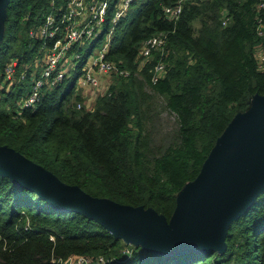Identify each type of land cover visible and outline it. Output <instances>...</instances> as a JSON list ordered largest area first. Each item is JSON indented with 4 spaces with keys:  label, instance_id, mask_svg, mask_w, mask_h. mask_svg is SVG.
<instances>
[{
    "label": "trees",
    "instance_id": "obj_1",
    "mask_svg": "<svg viewBox=\"0 0 264 264\" xmlns=\"http://www.w3.org/2000/svg\"><path fill=\"white\" fill-rule=\"evenodd\" d=\"M67 1L10 0L0 41V142L94 196L153 207L170 220L179 193L198 176L234 116L250 108L255 94L264 95L256 58L264 46L259 0L192 1L178 20L165 15V6L177 0H135L115 26L108 52L130 74L115 76L89 108L78 76L110 28L119 2L110 0L105 30L82 50L77 74L45 86L33 106H23L40 74L36 60L45 41L32 32ZM160 32L166 33L164 52L141 66L144 40ZM14 61L11 82L6 70ZM158 62L166 69L153 82ZM164 110L175 115L168 130ZM226 242L223 252L159 254L81 212L57 209L0 172V264H75L67 260L79 256L90 264L101 256L107 264H264V191L232 222Z\"/></svg>",
    "mask_w": 264,
    "mask_h": 264
},
{
    "label": "water",
    "instance_id": "obj_2",
    "mask_svg": "<svg viewBox=\"0 0 264 264\" xmlns=\"http://www.w3.org/2000/svg\"><path fill=\"white\" fill-rule=\"evenodd\" d=\"M10 0H0V41ZM238 113L217 139L198 176L177 198L170 220L153 207L94 196L68 184L15 148L0 142V172L54 207L98 220L127 243L159 254L225 251L230 225L264 191V95Z\"/></svg>",
    "mask_w": 264,
    "mask_h": 264
},
{
    "label": "built area",
    "instance_id": "obj_3",
    "mask_svg": "<svg viewBox=\"0 0 264 264\" xmlns=\"http://www.w3.org/2000/svg\"><path fill=\"white\" fill-rule=\"evenodd\" d=\"M135 0H119L111 19V25L105 33V41L102 47L93 54L90 53L78 76L79 88L82 87L86 95L84 104L92 108L99 94L98 89L103 85L105 77L124 76L130 74L129 69L118 66V64L108 58L111 42L115 34V26L127 13ZM197 0H177L172 5L165 6L166 17L178 20L185 4ZM110 0H68L66 8L61 12H51L47 14L44 22L32 34L44 39L42 47L43 55L38 57L36 64L41 66L40 74L34 78L31 89L24 98L23 106H33L40 98L45 86L55 87L65 78H72L70 72L63 69V64L69 56L77 60L74 70L77 68L83 56L81 46L86 47L87 43L92 44L94 40L105 30L108 18ZM257 32L264 36V0L257 3ZM228 19H224L226 24ZM95 45V44H94ZM166 47V33L160 32L145 39L139 53L140 65L151 59L154 52H164ZM84 50V48L82 49ZM258 68L264 71V46H260L256 52ZM17 61L11 63L6 70V79L11 82L15 80ZM69 69H73L70 65ZM166 69L164 62H158L151 69L152 81L156 82L163 75ZM25 71L21 77L24 78ZM10 82V83H11ZM88 90V91H86ZM92 91L94 94H92ZM83 103L79 102L78 107ZM67 262L75 264H90V260L85 256L76 258L70 257ZM97 264H107L106 259L101 256Z\"/></svg>",
    "mask_w": 264,
    "mask_h": 264
},
{
    "label": "rangeland",
    "instance_id": "obj_4",
    "mask_svg": "<svg viewBox=\"0 0 264 264\" xmlns=\"http://www.w3.org/2000/svg\"><path fill=\"white\" fill-rule=\"evenodd\" d=\"M198 24L199 23L197 21L196 25H198ZM104 41H105V37L103 40H101L100 42H97L94 45L93 50H92L93 52H91V53L95 54L98 51V49L100 47H102V45L104 44ZM84 45L85 44H83L81 46V51L83 48H85ZM76 62H77V60H74V58L72 56H69L67 58L66 62H64V64H63L64 65L63 69H65L66 72H70L69 75H71L72 77H74L77 74V71L74 70V66H75ZM70 65L73 67L72 70L68 68V66H70ZM115 80H116V77H109V78L105 77V81H104L103 85L98 89L99 94L97 95V97L103 95L106 91L109 92L110 86L115 83ZM60 89H61V91L64 90L65 86L63 85ZM79 89L81 90V92L84 91L82 89V87ZM82 94H83V97L85 99L86 95L83 92H82ZM92 94H94L93 91H92ZM162 118H163L162 121H163V124H164V127L166 130H168L174 126L176 120H175V115L172 112H170L169 110H164L162 113Z\"/></svg>",
    "mask_w": 264,
    "mask_h": 264
},
{
    "label": "crops",
    "instance_id": "obj_5",
    "mask_svg": "<svg viewBox=\"0 0 264 264\" xmlns=\"http://www.w3.org/2000/svg\"><path fill=\"white\" fill-rule=\"evenodd\" d=\"M86 91H88V90H86ZM83 93H85L84 91H82Z\"/></svg>",
    "mask_w": 264,
    "mask_h": 264
}]
</instances>
